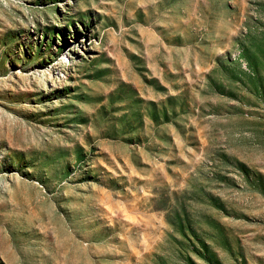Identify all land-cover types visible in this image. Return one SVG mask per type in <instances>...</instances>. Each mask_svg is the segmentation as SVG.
Returning <instances> with one entry per match:
<instances>
[{
    "label": "rangeland",
    "instance_id": "374dc122",
    "mask_svg": "<svg viewBox=\"0 0 264 264\" xmlns=\"http://www.w3.org/2000/svg\"><path fill=\"white\" fill-rule=\"evenodd\" d=\"M0 264H264V0H0Z\"/></svg>",
    "mask_w": 264,
    "mask_h": 264
}]
</instances>
